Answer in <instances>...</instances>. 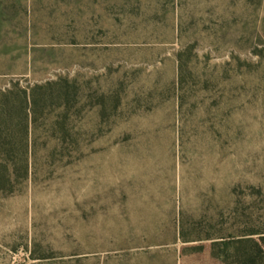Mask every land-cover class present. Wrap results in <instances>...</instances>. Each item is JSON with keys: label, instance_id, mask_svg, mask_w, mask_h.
I'll list each match as a JSON object with an SVG mask.
<instances>
[{"label": "rangeland", "instance_id": "rangeland-1", "mask_svg": "<svg viewBox=\"0 0 264 264\" xmlns=\"http://www.w3.org/2000/svg\"><path fill=\"white\" fill-rule=\"evenodd\" d=\"M62 81L0 264H264V0H0V92Z\"/></svg>", "mask_w": 264, "mask_h": 264}, {"label": "trees", "instance_id": "trees-1", "mask_svg": "<svg viewBox=\"0 0 264 264\" xmlns=\"http://www.w3.org/2000/svg\"><path fill=\"white\" fill-rule=\"evenodd\" d=\"M176 58L180 84L191 72L187 71L182 51L177 52ZM213 74L206 75L202 80L205 83H219L217 75ZM55 85V91L46 93H40L43 86L38 85L27 90L11 87L0 92V188L12 180L27 176L28 132L39 102L59 99L69 104L76 99L78 93L73 83L62 81Z\"/></svg>", "mask_w": 264, "mask_h": 264}]
</instances>
